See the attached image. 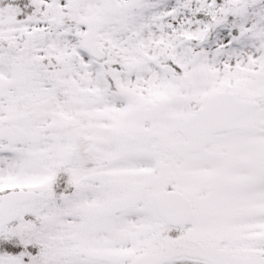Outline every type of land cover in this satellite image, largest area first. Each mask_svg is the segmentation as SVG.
Masks as SVG:
<instances>
[{"label": "snow or ice", "instance_id": "obj_1", "mask_svg": "<svg viewBox=\"0 0 264 264\" xmlns=\"http://www.w3.org/2000/svg\"><path fill=\"white\" fill-rule=\"evenodd\" d=\"M0 264H264V0H0Z\"/></svg>", "mask_w": 264, "mask_h": 264}]
</instances>
